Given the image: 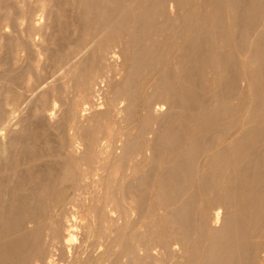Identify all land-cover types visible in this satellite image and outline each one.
<instances>
[{
	"label": "rangeland",
	"instance_id": "obj_1",
	"mask_svg": "<svg viewBox=\"0 0 264 264\" xmlns=\"http://www.w3.org/2000/svg\"><path fill=\"white\" fill-rule=\"evenodd\" d=\"M210 1L213 2L188 0L190 4L185 5V8L174 16L167 12L151 17L150 10L161 6L158 0H0V259L3 247H8L17 239L15 235L11 236L10 232L4 233L3 224L9 218L12 223L17 215L26 216L35 208L39 212L43 210L38 214L40 217L36 215L35 219L32 218L34 220L28 219L31 222H26L20 233L28 234V231L31 232L30 227L33 231L43 229L44 235L42 234L41 238L44 239L39 240L46 248H49V244L45 245L48 241L45 231L52 227L63 211H75L78 216H82L81 222L87 228L82 231L85 237L81 240V252L87 264H114L115 261L117 264H189L190 251L196 248V245H187L183 238H175L171 234L169 238L162 236L153 240L149 228L160 227L162 219L171 214V209L160 207L157 179L167 170H173L172 176L180 177L178 171L181 170V163H177L178 152L183 151L187 145V141L175 143V139L169 143L167 138H173V135L176 138V134L183 131L187 133L193 129L191 121L181 122L177 118L179 115L196 117L204 105L216 104L210 97L200 94L196 96L203 87L201 73L197 70L192 72L190 77L194 78L193 81L182 78L183 70L193 68L192 63L201 56L197 53L195 55V52L191 55L193 37L186 42V34L179 35L187 12L206 13ZM223 15L227 21L231 13L225 11ZM142 19L150 22L151 35L143 34L145 24ZM167 23L169 27L163 31L162 28ZM121 38L125 45L120 41ZM150 40L161 46V50L156 52L161 62L158 72L156 69L151 71L150 67L140 65L131 56L134 50L147 48ZM165 45H169L173 50L170 51L169 47L164 50ZM105 48L122 51L126 58H121L118 65H108L105 56L109 50H104ZM183 50H188L189 59ZM97 58L101 60L100 66L98 64L100 71L96 67ZM245 58L244 55L236 53L237 64L232 69L239 70ZM103 63L104 71L101 69ZM164 69H167L170 77L167 81L170 80L169 83L174 84L175 91L183 95V100L176 99V106L158 122L147 123L145 104L149 99L158 100L154 91L160 78L162 79L160 74ZM97 71L98 77L102 79L96 77ZM101 71L105 77L100 74ZM212 72L213 69H206L204 74L211 75ZM94 77L98 79H93ZM111 82L113 86H110ZM95 84L99 85L97 87L106 86L105 89L109 92L105 101L107 105H104L101 111L105 114L99 116L95 114L92 106L94 101H102L103 95L99 93L100 95L97 94L96 98H93ZM209 84L213 86V80ZM118 87L125 91V106L135 104L131 105L133 108L130 107L129 115L123 112L120 118L112 115L121 106L117 105L121 99H116ZM221 88L216 86L218 92ZM242 89L247 92L246 85L242 86ZM126 101H129V104ZM227 101L230 106L237 105L236 96L228 97ZM85 107L88 110L84 109ZM94 115L95 117H92ZM261 120L264 122V117ZM238 131V128L231 130L230 139ZM153 132L157 134L156 138ZM216 133H208L210 150L198 158L196 165L200 167H194V172L187 178L183 193L185 197L197 198V220L208 225L211 224L215 208L212 194L204 192L200 196L196 195L198 180L195 174L197 169H204L205 172V163L221 148L231 147L233 143L222 138L213 144ZM138 136L139 138H136ZM164 139L166 142H163ZM129 143L134 151L124 152ZM258 143V152L264 155V134ZM151 146L158 151H151ZM164 146L166 151H170L169 155L162 151ZM84 154L89 156L87 160L83 159ZM73 155L74 162L77 163L73 162ZM67 156L72 157L68 159ZM66 163L72 165L75 173L73 168H70L71 165ZM169 163L174 164V167L171 165V168ZM64 165H68L72 172L70 182L67 181L68 178L62 177V171L66 167ZM212 167L222 169L220 163H215ZM142 175L149 177L148 183L138 187L136 192H130V181ZM194 182H197V185ZM137 183L140 186L139 182ZM259 189L264 194V187ZM141 197H144V201L139 203ZM236 200L238 202L239 198ZM112 212L118 219L114 224L109 222V214ZM261 230L258 237L254 235L255 237L249 239L251 248L246 258L243 253L240 254V250L235 252L238 254L234 257L237 264H244L248 258L251 264H264V220ZM133 232L145 236L142 240H131L129 235ZM207 232L198 230V248L200 252L204 251V255V245L211 239V234ZM18 235L20 236L19 232ZM21 236L19 238H22ZM167 242L169 245L165 246ZM175 242L177 246H174ZM127 244H134L135 255L130 253ZM57 257L63 259L61 254ZM195 263L199 264L200 261Z\"/></svg>",
	"mask_w": 264,
	"mask_h": 264
},
{
	"label": "bare ground",
	"instance_id": "obj_2",
	"mask_svg": "<svg viewBox=\"0 0 264 264\" xmlns=\"http://www.w3.org/2000/svg\"><path fill=\"white\" fill-rule=\"evenodd\" d=\"M158 2L161 4V6L158 9L155 8L150 10L151 17L155 16L156 14H160V13L165 14L167 12H170L171 15L174 16L179 11L183 10L185 8V5L188 6L190 4V3L188 4V0H158ZM248 2L246 0H213V2L210 1L207 4L208 7L207 10L208 12H206L207 14L202 11L199 13L188 11L187 15L183 18L182 25L180 28L181 31H179V35L186 34V42H188L190 38L192 37L194 38V41L191 42V50H192L191 55H193V52H195L194 53L195 55L197 53L199 56H201L199 60L192 63L194 64L193 68L191 69L185 68L183 70L182 78H186L188 81H193L194 78L190 77V74H192V72H194L195 70H197L199 74L201 73V80L203 87L199 93L197 94L195 93V94L196 96L200 94L204 97H210L213 100V102L216 104L209 103L207 105H204L202 108H200L199 115H197L196 117L192 118L186 115H179V118H177L181 122L191 121L193 125V129L192 131H188L187 133H185L186 131H183L181 132V134H176L178 135L176 136V138H174L175 135H173L174 136L173 138L172 137L167 138L169 143L171 141L174 142L175 139V143L176 141L179 142L187 141L186 143L187 145L183 151L178 152L177 163L179 161L181 163V166L179 167L181 170L178 171L180 172V174H178V176L180 175V177L172 176L173 170L170 169L172 171L169 172L167 170L166 173H163L162 176L157 179L158 180L157 189L159 191L158 196H159L160 207L171 209V214L164 218L162 217L163 222L161 223L160 227L151 226V228H149V233L152 236L153 240L154 238L159 239L158 237L162 238V236L164 238H169L171 234L175 238H183L187 245H196V248L190 251L189 259H188L189 264H194L197 261L198 262L200 261L199 264H237L236 258H234L235 255L237 254L235 252L237 250H240L239 251L240 254L243 253L242 254L243 257L246 258L247 254H249V249L251 248L249 239L252 238L254 235L258 237V235L262 231L261 230L262 221L264 220V215H263L264 194H262L259 188L264 187V155L258 152L257 148L259 144L258 143L259 139L264 134V122H262L261 120L264 117V0H249ZM225 11L231 13V16H229L227 21H225L223 15ZM142 23L145 24V27L143 29L144 32L143 34L149 35L151 33L149 27L150 22L148 21L146 22L142 19ZM170 25H172V23ZM167 27H169L168 23L166 26H164V28H162L163 31ZM114 37L117 36L115 35ZM120 41H122V38L120 39ZM149 42H151V40ZM125 44L126 43L123 42V45ZM157 46L158 45H156V43L151 42L147 46V48L136 51L134 50L133 53L130 54L133 57V59L140 65L148 66L150 67V70L151 69L157 70L161 66V62L157 57V55L159 54H156V52H159L161 50V46L158 47ZM104 47L105 46H103V48ZM168 47L165 45L163 49L164 50L168 49ZM106 49L109 50L106 51V56H105V59L107 58L106 60L107 62H109L107 63L108 65L109 64L118 65L121 62V58L122 59L126 58L124 57V55L126 54H124L122 51L120 52L111 51L108 48H105L104 50ZM170 49L171 48L169 47V50ZM79 50L81 49L79 48ZM171 50H173V48ZM100 51L98 52L99 54ZM181 52L182 51L180 49V53ZM183 52L186 53V57L189 59L190 54L188 50H183ZM103 53H101V55ZM160 53H164V52H160ZM236 53L242 54L246 57L243 65L240 66V69L237 71L232 69V67L237 64ZM71 59H69V61ZM97 59L98 61H96L95 59V62H98L96 65L98 70V64L101 60L99 61V58ZM93 64L95 65L96 63ZM179 64H181V62H179ZM103 65L104 63L102 64L101 69L104 71ZM108 67L110 68V66ZM206 69H213L211 75L204 74V71ZM98 71L96 75L99 73ZM103 71H101L100 74H102ZM110 71H108V73ZM93 75L91 77H93ZM160 75H162V79L160 78V82L157 84L156 90L154 91V95L158 97V100L153 101L148 98L149 100H147L145 104V108H146L145 117L147 123L149 121L153 123L155 121L158 122V120H161V118L165 117L169 113V110L173 109L176 106L177 101L183 98L182 94H178L175 91L174 84L171 83L173 85L172 86L169 83L170 80L167 81L170 78L167 69H164L162 71V74ZM98 76L99 75H97L96 77ZM96 77H94L93 79H95ZM103 77H105V74L103 75ZM85 78L83 79L84 83L86 81ZM161 80L163 81L161 82ZM212 80H213V86L209 84L210 81ZM114 85H116V83ZM217 85L222 87L219 92L216 90ZM244 85L247 86V92L244 91V89H242V86ZM97 86L99 85L95 84L93 88V93H94L93 98L95 99L96 95L100 93L103 95V100L98 101L97 103L96 101H94L92 108L96 112L95 114L99 116L105 114L101 111L103 110L102 109L103 106L107 105L105 104V101L108 99L109 92L105 89L106 86H100V87ZM110 86H113V83ZM120 88L118 87L117 89L118 92L116 94L117 97L119 95H122L123 97L122 98L116 97L118 101H120L121 99L120 101L121 104L120 103L117 104L118 101L116 102V104L121 106L118 109H116L114 113H112V115H114L117 118H120L121 117L120 115H122L123 112L126 115H129L130 107L131 105L134 104L133 103L130 106L129 105L125 106L124 96L126 94L125 91H121L122 88L121 89ZM130 91L131 90H129L128 93H130ZM91 92L89 91V93ZM131 93L133 95V92ZM154 95H152V97H154ZM234 96H236L237 105L230 106V104H228L227 98ZM84 109L88 110V108L86 107ZM92 117H95V115ZM236 128H238L239 130L238 133L235 134V136H231L230 139L231 130ZM210 132H217L215 134L216 136L212 141L213 144L214 143L216 144V141L222 138L224 139V141L231 140L233 143L231 147L224 146L223 148H221L220 151L215 153L213 157L205 163L204 166L208 168V169L206 168L205 172L204 169H202V167L201 169L203 171H200V169L199 171L198 169L197 171L195 170L197 173L195 175L197 176V180H198V185L196 184L197 182L196 183L194 182L197 185L196 195L200 196L201 193L209 192L212 194L213 197V198L211 197V199L215 208H214L211 224L208 225L201 222V220L199 219L197 220V215L195 212V209H197L196 208L197 198H195V196L185 197L183 196V193L186 187L185 184L187 183V178H189V175L191 176V173L194 172L193 170L195 169L194 167L198 165V164L196 165L198 158L202 154L210 150L209 148L210 141L208 140L207 137V135H209L208 133ZM150 134H152V131L150 132ZM153 134L154 137L157 135L154 132ZM136 138H139V136ZM153 138L149 137V139H153ZM163 142H166L165 139L163 140ZM146 144L144 146H146ZM165 144L166 143H164V145ZM167 145L165 146L167 147ZM154 146L151 147L153 148ZM165 146L164 148L162 147L163 149L162 151L164 152L167 150ZM68 149L70 148L68 147ZM149 149L147 148V150ZM125 150L134 151V148L131 147L129 143V145H127V147L124 149V152ZM150 150L155 151L157 149L153 148ZM164 152H162V154ZM166 152H167L166 155H169L170 151H166ZM171 153L173 152L171 151ZM70 157L72 156H69L68 159ZM83 157L84 160H87L89 156H86L84 154ZM72 158L74 162L75 156ZM65 161L66 158L65 160H63V163ZM68 161L69 160H67V162ZM88 162L86 161V163ZM215 163H220L222 169L220 170L213 169L214 167L212 166H214ZM68 165L67 166L64 165L66 167H64V170L62 171L63 176L62 175L61 176L64 179L68 178V180L67 179L66 180L70 182L69 180H71L70 177L72 176V172L70 168L72 167V165L70 164L71 165L70 168L68 167ZM171 165L169 163L170 167ZM179 165H175V166H179ZM88 166L90 167V164ZM169 166H167L168 169ZM172 166L174 167V164ZM198 167L200 166L198 165ZM62 168H63V164H62ZM152 169L153 168H151V170ZM73 170H74L73 173H75L74 168ZM147 177H148L147 175L144 176L142 175V177H137V178L132 177L134 179H132L130 181V184L128 185V189L130 190V192L133 191L136 192L138 187H142L146 185L148 183L147 179L149 178ZM74 179L75 178H73V180ZM61 180L63 181V179ZM137 182H139L140 186H138ZM189 186L190 185L188 184V187ZM237 197L239 198L238 202L236 200ZM139 200H140L139 203L143 202L144 197L139 198ZM178 204H180V206ZM30 211L31 213L29 212L30 214L28 213V215L26 216L17 215L16 217L13 218L14 221L12 223H10L11 221L9 222V219L11 218H9L8 220L6 218L7 221L6 223L3 224L4 233L10 232L11 236L13 234L16 236L17 239L12 244L10 243L11 245H9L8 247L6 248L3 247L2 249L3 252L1 251L3 255L0 259V264H85V263L87 264V262L84 261L85 256L81 252V240H83L85 237L82 231H85L87 228L81 222L82 216H78V213L75 211L72 212L63 211L59 216V219L53 222V224L51 225L52 227L49 230L45 231V237L48 238L47 239L48 241L47 242L45 241L46 242L45 245L47 243L49 244L48 246L49 248H46L44 244L42 245L43 242L40 243L39 240L44 235L43 234L44 231H42L43 229L42 230L38 229V231L37 230L33 231L32 227H30L31 232L28 231V234L23 233L22 235L20 233L25 223L31 222L28 219H32L34 216L38 215L43 210L39 212V210L37 211L35 210V208H33ZM30 215L31 217H28ZM117 220L118 219L116 218L114 212L109 214V222H111V224L118 222ZM130 224L131 226H133L132 223ZM35 226L36 225L34 224V228ZM198 230H205L206 232L208 231L207 233L211 234V239L209 240V242L208 241L206 242V244H208L207 247L205 242L204 243L202 242L203 244H205L204 246H205L206 255L203 254L204 251L201 250L200 252V248H198L199 247L198 240L200 238L198 236ZM18 232L20 236L22 235L21 236L22 238H19L20 236L18 235ZM143 236L145 235L143 234ZM143 236L133 232L132 234L129 235V238L131 240H142ZM41 239L43 240L44 237ZM133 245L130 246V244H127V246L130 248V253L132 255L134 254ZM166 245H169L168 242L167 244H165V246ZM177 245L178 244L175 242L174 246ZM136 249L137 248H135V250ZM201 249H203V247ZM136 251L138 252V249ZM59 254H61L64 260L59 259L57 257L59 256ZM143 255L146 256L145 254ZM114 264H117L116 261L114 262ZM244 264H251L249 258L246 259V262Z\"/></svg>",
	"mask_w": 264,
	"mask_h": 264
}]
</instances>
